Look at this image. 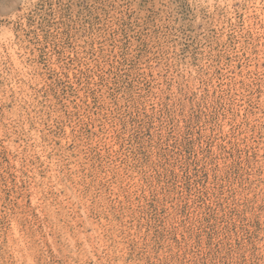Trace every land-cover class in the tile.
Segmentation results:
<instances>
[{
    "label": "rangeland",
    "instance_id": "1",
    "mask_svg": "<svg viewBox=\"0 0 264 264\" xmlns=\"http://www.w3.org/2000/svg\"><path fill=\"white\" fill-rule=\"evenodd\" d=\"M0 264H264V0H0Z\"/></svg>",
    "mask_w": 264,
    "mask_h": 264
}]
</instances>
